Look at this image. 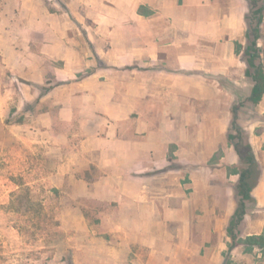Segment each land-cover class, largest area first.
Returning a JSON list of instances; mask_svg holds the SVG:
<instances>
[{
  "label": "crops",
  "instance_id": "1",
  "mask_svg": "<svg viewBox=\"0 0 264 264\" xmlns=\"http://www.w3.org/2000/svg\"><path fill=\"white\" fill-rule=\"evenodd\" d=\"M16 6L20 32L4 59L31 82L19 86L22 102L79 122L72 163L60 168L109 227L102 263L222 264L242 164L234 107L259 167L240 235L264 232V94L250 99L249 0H6V11Z\"/></svg>",
  "mask_w": 264,
  "mask_h": 264
},
{
  "label": "rangeland",
  "instance_id": "2",
  "mask_svg": "<svg viewBox=\"0 0 264 264\" xmlns=\"http://www.w3.org/2000/svg\"><path fill=\"white\" fill-rule=\"evenodd\" d=\"M45 1L49 5L53 0ZM260 6L263 21L257 44L264 62V0ZM18 13L17 6L6 11V0H0V93L12 87L6 99H0V264H108L98 256L101 244L112 240L109 227L98 216L94 200L75 199L78 186L70 181V167L60 168L72 163L78 145L73 133L78 132L79 122L47 119L46 101L22 102L19 86L25 88L31 82L15 76L4 59V47L20 32ZM246 33L248 46L253 32ZM77 38L80 48L84 47V36ZM51 82L52 78L46 79L39 86L42 94ZM53 135L55 143L50 141ZM94 166L86 170L88 179L95 177ZM228 251L232 253L226 264H264V251L245 244L236 250L229 246L222 264Z\"/></svg>",
  "mask_w": 264,
  "mask_h": 264
},
{
  "label": "trees",
  "instance_id": "3",
  "mask_svg": "<svg viewBox=\"0 0 264 264\" xmlns=\"http://www.w3.org/2000/svg\"><path fill=\"white\" fill-rule=\"evenodd\" d=\"M249 2L250 9L247 15L248 29L252 30L253 38L251 39V44L246 46L245 53L250 65L248 75L254 81V88L250 99L258 101L264 94V62L262 52L259 50L257 44V41L261 38L260 29L263 21L261 15L263 6L258 7V4L262 0H249ZM236 116V107H234L232 129L235 130V133H230V136L236 141L235 147L242 164L240 165V180L237 186L238 205L227 227V234L231 239L229 246L232 249L234 246L243 243L250 247H259L264 251V232L259 235H247L244 238L240 235L244 216L247 213V204L253 200L251 192L258 179L259 167L255 161L251 146L246 142L245 136L236 125Z\"/></svg>",
  "mask_w": 264,
  "mask_h": 264
},
{
  "label": "water",
  "instance_id": "4",
  "mask_svg": "<svg viewBox=\"0 0 264 264\" xmlns=\"http://www.w3.org/2000/svg\"><path fill=\"white\" fill-rule=\"evenodd\" d=\"M226 261H227V258H226V260H225L224 264H226Z\"/></svg>",
  "mask_w": 264,
  "mask_h": 264
}]
</instances>
